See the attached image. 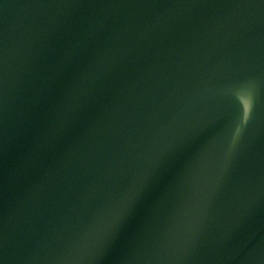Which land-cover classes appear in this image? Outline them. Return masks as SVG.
I'll use <instances>...</instances> for the list:
<instances>
[{
	"label": "water",
	"instance_id": "1",
	"mask_svg": "<svg viewBox=\"0 0 264 264\" xmlns=\"http://www.w3.org/2000/svg\"><path fill=\"white\" fill-rule=\"evenodd\" d=\"M0 264H264V0H0Z\"/></svg>",
	"mask_w": 264,
	"mask_h": 264
}]
</instances>
